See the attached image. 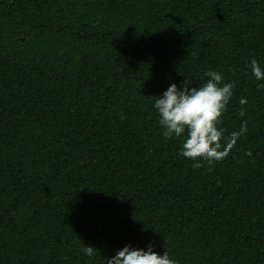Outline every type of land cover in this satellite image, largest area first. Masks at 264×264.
<instances>
[{"label": "trees", "instance_id": "16d2710c", "mask_svg": "<svg viewBox=\"0 0 264 264\" xmlns=\"http://www.w3.org/2000/svg\"><path fill=\"white\" fill-rule=\"evenodd\" d=\"M252 58L264 68V0H0V264H107L149 242L177 264H264ZM209 69L234 84L218 127L247 132L193 168L154 101Z\"/></svg>", "mask_w": 264, "mask_h": 264}, {"label": "clouds", "instance_id": "9594fccd", "mask_svg": "<svg viewBox=\"0 0 264 264\" xmlns=\"http://www.w3.org/2000/svg\"><path fill=\"white\" fill-rule=\"evenodd\" d=\"M251 75L257 81H264V68L257 59L252 58L248 64ZM203 76L205 82L195 87H180L171 83L159 96H155L154 109L158 124L165 139L183 137L179 155L192 160L193 168L222 161L228 156L237 140L247 132V122L238 131L225 137L223 129L218 127L220 118L226 110L232 96L234 84L224 82V74L209 69ZM264 89V83L258 84ZM240 103H246L242 98ZM241 116L245 113L242 110ZM253 156L251 150L245 153ZM152 242L146 247H133L127 244L107 259V264H177L168 251L163 254L154 250ZM87 257L95 255L94 247L86 245L80 249Z\"/></svg>", "mask_w": 264, "mask_h": 264}, {"label": "water", "instance_id": "95a60500", "mask_svg": "<svg viewBox=\"0 0 264 264\" xmlns=\"http://www.w3.org/2000/svg\"><path fill=\"white\" fill-rule=\"evenodd\" d=\"M22 40H24V38H22Z\"/></svg>", "mask_w": 264, "mask_h": 264}]
</instances>
